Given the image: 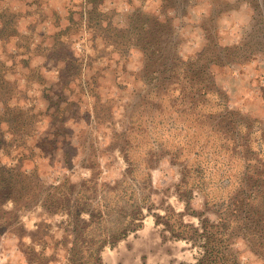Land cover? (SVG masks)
I'll return each mask as SVG.
<instances>
[{"label": "rangeland", "instance_id": "1", "mask_svg": "<svg viewBox=\"0 0 264 264\" xmlns=\"http://www.w3.org/2000/svg\"><path fill=\"white\" fill-rule=\"evenodd\" d=\"M0 16L9 19L0 36V166L19 167L29 190L19 207L8 198L13 188L0 192V264H88L72 260L66 207L88 209L82 227L130 165L148 177L152 207L101 247V264L195 262L201 220L209 226L217 215L192 181L204 174L208 189L223 187L226 179L212 174L226 168L194 166V153L212 146L200 131L175 126L180 106L167 108L153 86L165 83L173 56L206 69L226 106L264 136V0H96L95 8L87 0H0ZM145 16L164 27L157 32ZM141 23L159 40L155 61L135 42ZM258 240H232L238 264H264V232Z\"/></svg>", "mask_w": 264, "mask_h": 264}, {"label": "trees", "instance_id": "2", "mask_svg": "<svg viewBox=\"0 0 264 264\" xmlns=\"http://www.w3.org/2000/svg\"><path fill=\"white\" fill-rule=\"evenodd\" d=\"M87 2L95 8L96 0H87ZM5 17L10 19L12 15L5 13L3 18ZM9 19L1 21L0 36L5 34L6 22ZM153 21L155 22L154 19ZM163 25L160 22H155L153 29L158 32L164 27ZM149 26L145 23L143 26L141 23L140 33L143 36L138 33L135 42L140 51L149 56L148 60L155 61L156 55L160 51L158 49L159 40L156 32L153 33ZM173 59L168 70L163 71L164 74H168L164 78L165 83L160 80L161 86L159 87L158 76L155 75L154 79L157 83L154 84L155 88L152 92L155 89L156 91L158 88L161 89L160 99L167 100L169 105L167 108L174 109V105L180 106L178 113L183 120L175 126H183L189 133L191 128L194 133L200 131L202 133L200 134L201 140H205V143H210L209 146H212L208 153L206 151L194 153L192 158L194 166L200 169L205 167L208 161H214L226 168L222 173L212 174L218 180L225 181L224 179H226L227 183L223 187L214 183L208 189L203 181L204 174L199 177L195 175L192 181L194 188H198L202 193L205 207L213 209L217 215V222L209 223V226H206L208 220H201V231L199 232L197 229V236L199 240H202L200 241L202 242L200 244L202 252L191 264H238L229 249L232 240L242 235L244 240L249 242L250 238L252 243L253 241L258 243V239L264 232L263 130L257 128L253 120L240 116L239 113L226 106L222 93L206 69H195L193 64L186 65L187 63L176 56H173ZM182 65H186L187 68L181 69ZM165 99H162L163 102ZM205 132L209 133L208 136ZM215 134L218 136L209 137V135ZM233 138L234 140H232ZM229 144L234 145L231 152L228 150L229 146L227 145ZM136 170L130 165L123 178L109 187L107 205L100 207L106 211L102 212L99 208L97 215L88 211L90 220L83 221L82 227L78 223L79 215L88 209L79 208L81 202L74 205L69 204L66 207L67 214L74 222L72 228L73 247L70 249L72 260H84L88 264H101L99 256L101 247L106 243L114 245L123 238L129 230L135 227L133 222L141 217V209L152 207L150 192L149 194L146 192L149 186L148 177L144 181L139 173H135ZM200 172L202 173V171ZM8 176H16V180H11L12 178ZM27 177L28 175L23 173L19 167L3 168L0 166V192L13 188L8 198L16 207L25 204V198H27L25 196L29 191L25 184ZM67 185L68 182L64 179L61 184L54 186L49 193L50 199L53 200L60 196L62 187ZM132 185H137L138 190H134ZM105 216L107 217V227L104 224ZM179 237L193 239L191 236Z\"/></svg>", "mask_w": 264, "mask_h": 264}, {"label": "crops", "instance_id": "3", "mask_svg": "<svg viewBox=\"0 0 264 264\" xmlns=\"http://www.w3.org/2000/svg\"><path fill=\"white\" fill-rule=\"evenodd\" d=\"M200 249V253L202 252V250H201V248H199ZM200 253H199V255H198V257L200 256ZM198 257H196V259L198 258ZM196 261V260H195ZM194 263V262H193Z\"/></svg>", "mask_w": 264, "mask_h": 264}]
</instances>
